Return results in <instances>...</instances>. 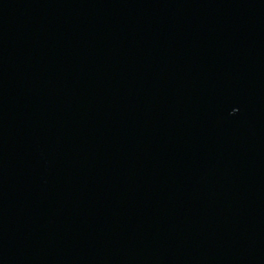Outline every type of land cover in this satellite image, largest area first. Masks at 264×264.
Listing matches in <instances>:
<instances>
[{
    "label": "water",
    "instance_id": "water-1",
    "mask_svg": "<svg viewBox=\"0 0 264 264\" xmlns=\"http://www.w3.org/2000/svg\"><path fill=\"white\" fill-rule=\"evenodd\" d=\"M0 264H264V0H0Z\"/></svg>",
    "mask_w": 264,
    "mask_h": 264
}]
</instances>
